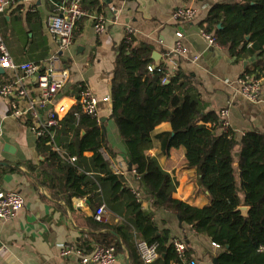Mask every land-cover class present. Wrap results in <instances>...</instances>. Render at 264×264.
I'll return each instance as SVG.
<instances>
[{
    "label": "crops",
    "instance_id": "obj_1",
    "mask_svg": "<svg viewBox=\"0 0 264 264\" xmlns=\"http://www.w3.org/2000/svg\"><path fill=\"white\" fill-rule=\"evenodd\" d=\"M62 1L18 0L0 12V36L12 60L38 66L29 76L0 68L3 70L0 71V87L19 76L22 78L20 87L26 90L24 98L0 94V167L3 168L0 169V191H17L24 198L23 206L13 217L0 220V264H80L74 254L61 256V248L63 245L79 247L87 240H91L88 248H81L86 253L91 252L95 243H113V240L117 243L113 264H144L137 255L124 195L119 200L110 199L108 183L98 181L104 175L94 166L93 153L83 151L81 155H69V149H74L70 145L73 133L64 132L60 125L51 131L54 144L59 149L56 151L58 156L63 161L76 164L95 182V185L85 186L91 190L87 194L72 195L63 173L48 167L46 158L49 151H54L51 144L38 143V120L45 119L49 110L62 105L66 111L59 113L61 122L77 104L84 89L98 99L96 116L99 124L104 126L100 148L103 159L112 172L114 166L126 167L117 174L121 176L125 194H136L142 209L151 212V219L159 230L167 232L169 239L182 240L187 244L186 249L188 246L191 252L188 260L193 259L197 264H216L214 258L220 251L219 246L206 235L194 231L189 224L181 222L173 212L153 206L140 177L133 170H128L125 147L114 121L109 117L108 85L112 86L117 47L125 39V28L129 26L133 30L132 41L150 45L152 52L160 56L158 63L165 62L168 70L180 66L190 76L206 110L226 111L228 126L237 140L248 130L258 129L264 133V77L261 78V96L257 102L242 97L234 82L256 58L253 61H249L252 56L237 59L220 46L209 44L201 34L200 21L212 4L238 0H83L92 16L78 19L71 45L58 53L57 42L47 29V19ZM182 6L194 8V19L176 21L172 18L173 11ZM95 14L104 19L103 31L95 30ZM177 43L182 46V54L173 53ZM53 54H57V60L53 62L55 77L64 68L68 71L64 87L52 103L36 107L37 116H14L11 102L16 101L20 109H26L29 100H38V77L46 72L47 62ZM244 61H249L246 66H243ZM153 65H157L155 60ZM177 95L182 100L184 91L179 90ZM104 97L109 100L104 101ZM172 113L173 108L168 107L166 115L155 122L157 131L170 132ZM27 116L29 124L24 121ZM149 154L159 155L161 167L170 174L175 186L174 198L195 206L210 203L208 192L199 184L197 167L184 160L182 149L168 147L167 144L165 147H153ZM72 157L75 159L71 160ZM98 202L105 205L106 223L94 218ZM94 221L102 225L96 226ZM116 228L119 229L115 231ZM126 231L129 232L127 237L121 236L120 233ZM3 245L5 249L1 248ZM156 260L151 264H158Z\"/></svg>",
    "mask_w": 264,
    "mask_h": 264
},
{
    "label": "trees",
    "instance_id": "obj_2",
    "mask_svg": "<svg viewBox=\"0 0 264 264\" xmlns=\"http://www.w3.org/2000/svg\"><path fill=\"white\" fill-rule=\"evenodd\" d=\"M82 6L86 9L83 0ZM200 27L229 55L237 59L257 57L244 73L264 77V0L215 2ZM151 54L150 45L123 39L112 71L109 117L125 147L130 170L140 177L153 206L173 212L181 222L219 246L216 264H264V133L248 130L237 140L229 126L223 128L221 112L206 110L190 76L177 65L172 70L163 61L153 65ZM181 89L182 100L177 95ZM168 107L173 108L170 132L157 131L155 122L166 115ZM24 121L29 124L30 118ZM60 126L64 132L73 133L70 145L74 149H69V155L91 151L94 166L104 175L98 181L108 183L110 199L119 200L124 195L134 242H157L158 264H180L173 239L158 229L151 212L142 209L135 193L125 194L121 176L113 173L103 159V133L97 116L82 112L77 102ZM54 129L39 135L38 143H51L50 132ZM167 144L182 149L184 160L197 167L199 184L210 196L208 205L195 206L173 197L175 186L170 174L161 167L159 155L149 154L153 147ZM46 161L50 169L63 173L72 195L83 196L91 191L86 185H95L76 164L63 161L56 151H49ZM242 205L248 207L246 216L237 210ZM98 206L99 202L95 208ZM127 233L120 234L127 237ZM111 241L116 247L117 243ZM90 243L83 241L79 248L87 249ZM189 253L187 246V260Z\"/></svg>",
    "mask_w": 264,
    "mask_h": 264
},
{
    "label": "built area",
    "instance_id": "obj_3",
    "mask_svg": "<svg viewBox=\"0 0 264 264\" xmlns=\"http://www.w3.org/2000/svg\"><path fill=\"white\" fill-rule=\"evenodd\" d=\"M18 0H0V12L11 5L17 3ZM92 16L83 6L82 0H63L60 4H57L55 11L47 19V29L57 42L58 53L68 48L73 40L74 27L78 19L84 16ZM96 23L95 30L103 31L105 28L104 19L100 14L94 15ZM195 10L189 6H182L175 9L172 13V18L176 21H186L194 19ZM133 30L126 26L125 28V40H130ZM201 34L205 37L209 44L217 45L211 34L201 31ZM177 36L181 37V34L177 32ZM183 49L180 43H177L173 48V53L182 54ZM57 60V54H53L50 60L47 62L48 67L46 72L38 77L37 87L39 89V98L36 101L29 100L28 107L26 109H20L16 105V101L11 102V113L16 117H21L25 114L36 115V107H46L57 95L58 92L64 87L68 79V71L64 68L58 77H55L53 72V62ZM0 68L11 70L21 73L22 76H29L33 74L38 68L36 64L30 62L15 63L9 55L7 47L0 36ZM151 70V66H148ZM21 77L16 76L13 80L4 83L0 87V94L5 97L15 95L16 98H24L26 96V90L20 87ZM237 85L239 94L253 102L260 100L262 82L261 78H256L254 75L243 73L234 80ZM104 101L109 100L108 97L103 98ZM82 112L87 114H95L97 112L98 99L90 93L89 90L84 89L81 91L78 101ZM66 111L64 106H60L56 109L49 110L45 119H39L36 125V133L41 135L47 132L48 129L56 128L60 125L59 113ZM223 117V128L228 127V122L225 118L226 111L221 112ZM52 139V133L50 132ZM51 146L54 151H59L58 147L51 140ZM75 158H71L74 160ZM123 167V166H122ZM121 167V168H122ZM121 168L119 166L113 168V173L121 174ZM124 168H126L124 166ZM122 168V169H124ZM24 198L17 191H0V220H8L13 217L16 212L23 206ZM94 218L100 223H106L107 218L105 216V205H99L94 211ZM174 249L181 259L180 264H197L193 259L187 260L184 258L186 244L178 239L173 241ZM218 246V245H217ZM135 247L140 260L144 264H151L159 257L158 243H148L145 240H138L135 242ZM5 249L6 246H1ZM61 256H68L74 254L79 258L80 264H113L116 259V247L112 243H95L91 252L86 253L83 249L63 245L60 252ZM170 264H177L172 262Z\"/></svg>",
    "mask_w": 264,
    "mask_h": 264
},
{
    "label": "water",
    "instance_id": "obj_4",
    "mask_svg": "<svg viewBox=\"0 0 264 264\" xmlns=\"http://www.w3.org/2000/svg\"><path fill=\"white\" fill-rule=\"evenodd\" d=\"M218 27H220V25H218ZM159 57H160V56H159V54H158L157 52H155V51L152 52L151 58H152L153 60L156 61V64H158V59H159ZM255 58H257V57L252 56V57L249 59V61H253ZM263 58H264V55H263ZM249 61H244V62H243V66H246L247 63H248ZM0 71H3V70L0 69ZM111 87H112L111 84H109V85H108L109 95H111ZM100 121L103 122L104 120L101 119ZM102 129L104 130V126H103V125H102ZM127 167H128V170L131 169V163H130V162H127ZM237 210L241 213V215L246 216L247 211H248V207L242 205V206H239V207L237 208ZM214 262H215V263L217 262L216 258H214Z\"/></svg>",
    "mask_w": 264,
    "mask_h": 264
}]
</instances>
